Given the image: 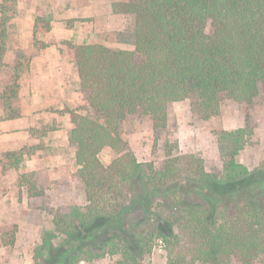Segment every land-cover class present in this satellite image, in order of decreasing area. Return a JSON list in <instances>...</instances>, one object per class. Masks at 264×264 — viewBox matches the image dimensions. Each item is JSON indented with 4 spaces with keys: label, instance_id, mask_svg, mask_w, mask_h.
Segmentation results:
<instances>
[{
    "label": "rangeland",
    "instance_id": "374dc122",
    "mask_svg": "<svg viewBox=\"0 0 264 264\" xmlns=\"http://www.w3.org/2000/svg\"><path fill=\"white\" fill-rule=\"evenodd\" d=\"M123 1L0 0V27L5 32L0 71V264H65L74 252V264H116L117 256L87 260L85 254L103 253L111 236L124 239L140 264H164L162 241L154 240L149 254L140 248L142 230L154 224L165 234L176 232L167 219L182 206L181 200L183 206H204L211 222L218 218L217 210L224 204H215L210 193L181 194L170 188L152 195L142 175L126 187L121 228L99 223L82 229L73 214L82 215L87 201L76 176V148L68 142L72 118L102 119L88 107L79 88L71 46L101 44L132 51L133 16L115 12V5ZM37 19L42 23L33 34ZM15 67L18 87L7 112L5 92ZM118 133L120 148L99 153L104 165L128 153L156 172L167 157L177 159L184 173L194 176L203 170L216 183L225 181L230 163L245 173H257L264 169V92L259 88L249 104L224 98L208 117L192 95L167 106L162 128L154 129L149 117L133 114L119 124ZM24 174L30 175L34 190L29 184L18 185ZM43 238L50 241L49 251L43 248ZM227 264L240 263L231 258Z\"/></svg>",
    "mask_w": 264,
    "mask_h": 264
},
{
    "label": "trees",
    "instance_id": "16d2710c",
    "mask_svg": "<svg viewBox=\"0 0 264 264\" xmlns=\"http://www.w3.org/2000/svg\"><path fill=\"white\" fill-rule=\"evenodd\" d=\"M115 12L133 16L132 51L110 50L101 44L71 46L79 88L88 107L102 119L74 117L68 133V142L76 148V176L87 201L82 215L73 213L79 226L89 229L105 223L121 228L126 187L142 175L152 195L170 188L181 194L197 191L210 193L215 204H224L211 222L204 206H183L181 200L182 206L167 219L176 232L165 234L154 224L140 232L139 245L145 253L159 240L165 250L164 264L264 260V169L248 174L230 163L225 181L216 183L203 170L194 176L184 173L174 158L167 157L159 172L128 153L106 165L99 159L104 149L120 148L118 126L129 115L149 117L152 127L160 129L167 106L192 95L208 117L224 98L249 104L259 88L264 92V0H125L115 5ZM41 23L42 19L34 22L33 34ZM4 39L0 27V71ZM13 70L3 105L7 112L18 87V68ZM23 184L35 189L30 175L18 178V185ZM70 227L78 230L74 224ZM42 244L49 251L50 241L43 238ZM76 254L69 253L65 264H74ZM85 254L87 260L107 254L117 256L116 264H140L120 236L109 237L103 253Z\"/></svg>",
    "mask_w": 264,
    "mask_h": 264
}]
</instances>
